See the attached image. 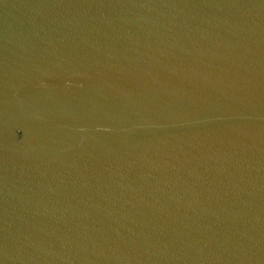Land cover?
<instances>
[{"label": "water", "instance_id": "1", "mask_svg": "<svg viewBox=\"0 0 264 264\" xmlns=\"http://www.w3.org/2000/svg\"><path fill=\"white\" fill-rule=\"evenodd\" d=\"M0 264H264V0H0Z\"/></svg>", "mask_w": 264, "mask_h": 264}]
</instances>
